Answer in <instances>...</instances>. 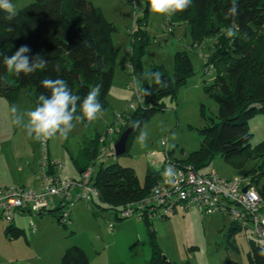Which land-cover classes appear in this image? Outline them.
Masks as SVG:
<instances>
[{"label": "rangeland", "instance_id": "374dc122", "mask_svg": "<svg viewBox=\"0 0 264 264\" xmlns=\"http://www.w3.org/2000/svg\"><path fill=\"white\" fill-rule=\"evenodd\" d=\"M33 1L11 0L16 10ZM89 1L99 7L104 18L114 26L111 35L115 51L114 74L105 96V114L102 119L92 123L76 124L67 139L59 136L48 139L47 149L51 159L61 162L62 179H79V169L74 161L79 163L87 160L82 150L88 146L89 140L97 134L103 135L107 126L114 125L116 114L130 112L129 105L136 101L134 95L139 80H135L131 74L129 56L125 49L130 47L131 32L136 20L145 16L149 41L141 55L142 71L148 73L154 65L171 71L174 53L185 50L191 60L193 74L180 86L174 98L166 96L161 99L162 110L153 113L140 130L130 137L124 153L114 155L113 150L108 148L93 163L94 172L100 164L103 167L113 163L130 167L139 183L143 184L147 169L152 168L148 155L151 150L167 148L174 158L185 159L200 146L202 137L198 130L204 127L208 117L215 118L217 115V103L205 90L212 83L215 71H203L204 58L212 53V41L207 40L199 47H191L192 38L187 23L173 22L172 32L168 31L169 16L150 12L149 0ZM33 92V87L23 88L19 92L18 105L22 109L18 108L16 119L20 120V125L16 133L12 134L14 125L10 129L12 133L7 129L10 123L0 111V135L5 137L0 140V167L13 168L11 176L17 182L25 180L27 183L23 184L27 187H30L27 176H31L32 182L37 179V168L43 156L40 142L26 135V113L35 108L31 101ZM248 125L252 133L250 145L259 150L262 160H247L240 168H236L217 154L202 171L214 170L229 179L241 177L248 181L254 177L253 170L256 169L260 174L257 184L261 187L264 183L263 115L258 113L249 118ZM117 137L116 132L108 134L106 147L112 148ZM11 139L17 141V148L14 142H10ZM18 167L22 171H16ZM39 188L40 184L36 189ZM77 191L74 189L72 192ZM63 210L55 214L47 212L43 215L17 216L13 225L23 229V234L13 244L3 238L2 230L6 222L0 219V261L6 264H60L62 253L71 245L83 246L91 254V264H144L149 259V235L141 219H117L113 210L102 205H92L83 198L70 204L69 224L63 223L61 219L57 221L56 215ZM110 222L121 225L116 236L109 234L112 233ZM149 224L163 255L177 264H228L229 261L249 264L250 243L259 242L252 236L250 227H246L233 235L236 249L231 247L225 237L230 220L221 215H205L197 208L186 212L178 208L165 219L152 218Z\"/></svg>", "mask_w": 264, "mask_h": 264}, {"label": "trees", "instance_id": "16d2710c", "mask_svg": "<svg viewBox=\"0 0 264 264\" xmlns=\"http://www.w3.org/2000/svg\"><path fill=\"white\" fill-rule=\"evenodd\" d=\"M237 3V14L232 17L227 16L232 0H193L186 11L172 15L167 21L170 26L173 22L187 23L192 38L191 47L212 41V53L204 58L203 71H215L212 83L205 90L217 103V115L215 118L208 117L204 127L198 130L202 137L200 146L185 159L174 158L168 151L172 160L181 165H190L197 172H205L202 170L217 154L236 168L247 160H262L259 150L250 145L252 133L248 119L258 113L264 117V0H237ZM16 11L17 15L12 21L6 20V13L0 11V52L10 56L21 45H27L30 58L39 54L47 64L43 70L19 77L8 74L0 64V77L8 80L7 86L0 80V96L12 104L18 100L21 89L33 87L31 101L36 107L42 93L50 95L41 81L59 78L65 80L70 90L81 97L77 101L78 106L90 88L100 85L99 99L105 108V96L114 74L115 51L111 38L114 26L104 18L101 9L89 0H34ZM231 24L238 25L235 37H230L225 30ZM145 25V16L136 20L130 47L125 51L129 56L132 76L140 81L147 93L137 87L140 98L136 107L128 113H121V120L109 125L118 137L126 128H130L127 146L130 137L140 130L143 123L153 113L162 110L161 99L166 96L174 98L180 86L193 74L191 60L185 50L174 53L171 71L156 65L148 73L142 71L141 55L149 41ZM10 27L12 31H9ZM155 72L161 73L163 85L151 79ZM134 121H138L135 127L132 126ZM107 140V128L103 135L97 134L90 139L88 146L82 150L87 160L84 165L74 161L77 168L82 171L93 166L105 150H112L106 147ZM47 158L50 159L48 151ZM253 171L255 175L250 178L251 183L264 198V183L258 187L260 174L256 169ZM48 172H52L51 166ZM160 172L148 169L144 183L140 184L132 168L117 163L106 167L100 164L91 177V184L98 195L90 204L111 209L114 216L121 219L118 216L121 208L146 197ZM55 211L48 212L55 214ZM56 218L60 222V216L56 215ZM141 220L147 227L151 247L150 257L144 264H177L164 256L155 242L154 232L149 227L151 219ZM230 222L225 231L226 242L236 249L232 237L242 228ZM3 233L7 238L17 239L23 234V229L6 223ZM261 247L264 245L259 242L250 243L249 264H264V256L259 254ZM60 264H88V258L80 246L71 245L62 253ZM228 264L241 263L229 261Z\"/></svg>", "mask_w": 264, "mask_h": 264}, {"label": "built area", "instance_id": "2783aa9c", "mask_svg": "<svg viewBox=\"0 0 264 264\" xmlns=\"http://www.w3.org/2000/svg\"><path fill=\"white\" fill-rule=\"evenodd\" d=\"M167 29L171 32V26ZM139 98L138 89L135 88L136 101L130 103L129 110L136 107ZM121 118L122 114H116L114 124ZM112 132L113 127L108 126L107 133ZM40 144L43 146L39 168L40 188L20 185L0 187V219L6 223H12L17 216L24 214L33 216L64 208L59 216L65 224H69L70 204L79 198L91 202L98 195L91 184L94 173L92 165L81 171L79 179H62L61 162L47 158V140ZM49 166L52 168L51 173L48 172ZM159 170L160 176L149 194L139 201L125 204L118 212L119 217L165 219L178 208L184 211L197 208L205 215L224 216L241 228L250 227L254 239L264 245V198L250 179H229L214 170L197 172L190 165H181L172 160L167 148L163 151ZM245 185L247 188L243 191ZM74 189L78 191L73 193ZM109 227L112 229V222Z\"/></svg>", "mask_w": 264, "mask_h": 264}, {"label": "clouds", "instance_id": "9594fccd", "mask_svg": "<svg viewBox=\"0 0 264 264\" xmlns=\"http://www.w3.org/2000/svg\"><path fill=\"white\" fill-rule=\"evenodd\" d=\"M192 2L193 0H149V11L171 17L178 12L186 11L192 5ZM237 6V0H232L227 16L235 17ZM0 11L6 13L5 19L8 21H12L17 15L15 5L11 0H0ZM225 30L230 37H235L238 32V25L233 26L231 24ZM9 31H12L11 27ZM29 52L30 48L27 45H21L10 56L0 52V57H2V63L0 64L6 68L8 74L17 77L21 74L28 75L45 69L47 61L39 54L30 58L27 55ZM151 79H154L156 84L163 85L160 72L152 74ZM0 80L7 86L8 80L6 77H0ZM41 84L49 90L50 95L42 93L38 98L36 107L26 113L28 123L25 127L28 129L26 135L29 138L39 142H44L56 136L67 139L76 124L92 123L103 118L105 113L99 99L101 94L100 85L90 88L82 103L78 106L77 101L81 100V97L70 90L65 80L59 78L45 79L41 81ZM137 86L140 91L147 93V90L142 88L139 81H137ZM78 108L79 114H77ZM9 111L15 114L18 111L17 106L10 105ZM12 123L19 127L20 120H13ZM137 123L138 121H134L132 126L135 127ZM259 254L264 256V247H261Z\"/></svg>", "mask_w": 264, "mask_h": 264}, {"label": "crops", "instance_id": "0c3cea01", "mask_svg": "<svg viewBox=\"0 0 264 264\" xmlns=\"http://www.w3.org/2000/svg\"><path fill=\"white\" fill-rule=\"evenodd\" d=\"M171 32H172V27H171ZM19 102V98H18V100L16 101V102H14V103H12V104H10V103H8L7 102V100L4 98V97H2V96H0V111H1V113H2V115L5 117V119L6 120H8V122L10 123L9 124V126L7 127V129L11 132L12 130H10L13 126V123H12V121L13 120H16V117H17V112L15 113V114H12L10 111H9V108H10V105H16L17 106V109L18 108H20V109H22V107H20L18 104ZM121 114V113H120ZM15 126V125H14ZM16 131H17V127L15 126V129L13 130V133L12 134H14V133H16ZM5 137H4V135H0V140L2 141L3 139H4ZM7 142V141H6ZM10 142L11 143H13L14 142V145H15V147L17 148V141H13L12 139L10 140ZM1 151H2V148L0 147V153H1ZM47 151H48V149H47ZM163 151L164 150H151V152L148 154L149 155V157H150V163H151V167L152 168H148V169H150V170H159L160 169V166H161V161H162V156H163ZM48 156H49V158L51 157L50 156V153H49V151H48ZM51 159V158H50ZM52 160V159H51ZM54 160V159H53ZM41 162L42 161H40V164H39V167L37 168V179L35 178V181L34 182H32L31 180H33V179H31V176L30 177H28L27 176V179L30 181L29 183H30V188H38L39 187V184H40V165H41ZM84 160L83 161H81V162H79L78 164L79 165H84ZM147 169V170H148ZM11 171L12 172H14V169L13 168H11L10 166L9 167H6V168H1L0 167V187L1 186H9V185H16V184H19L20 185V183H21V186H24V187H27V186H25L26 184H23V182H25V183H27L25 180H20L21 182H17V180L14 178V177H12L11 175H12V173H11ZM16 171H22L21 170V168H17V170ZM80 173H81V170H79V175H80ZM24 179H26V177H24ZM28 183V184H29ZM39 183V184H38ZM37 186V187H36ZM186 212V211H185ZM13 223V222H12ZM114 224V223H113ZM120 223H118L117 225H113V227H112V229H111V232L112 233H109L110 235H112V236H116L118 233H119V231H120ZM137 227H138V223H137ZM138 228H140V227H138ZM2 235H3V238L5 239V240H7V241H9V242H11L12 244H13V242H15V240H18V239H10V238H7L5 235H4V233H3V230H2ZM80 246V245H79ZM84 251H85V253H86V255H87V258H88V264H91V259H90V255L91 254H89L88 252H87V250H85V248L83 247V246H80ZM98 252L96 253V256L98 257ZM94 256V255H93ZM99 260H101V259H99ZM2 263H5V262H3V261H0V264H2ZM6 264V263H5Z\"/></svg>", "mask_w": 264, "mask_h": 264}, {"label": "water", "instance_id": "95a60500", "mask_svg": "<svg viewBox=\"0 0 264 264\" xmlns=\"http://www.w3.org/2000/svg\"><path fill=\"white\" fill-rule=\"evenodd\" d=\"M130 128H126L118 137V139L114 142L112 150L114 155H120L125 152L127 148V140L129 137ZM247 186L243 187V191H245Z\"/></svg>", "mask_w": 264, "mask_h": 264}]
</instances>
